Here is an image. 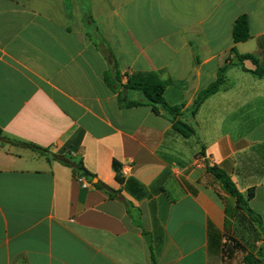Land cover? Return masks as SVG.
I'll use <instances>...</instances> for the list:
<instances>
[{"label": "crops", "instance_id": "0c3cea01", "mask_svg": "<svg viewBox=\"0 0 264 264\" xmlns=\"http://www.w3.org/2000/svg\"><path fill=\"white\" fill-rule=\"evenodd\" d=\"M244 15L250 39L235 43ZM106 49L123 84L133 72L170 79L165 99L185 106L186 122L232 63L196 114L198 140L149 106L121 107L104 79ZM233 49L264 66V0H0V130L82 154L96 176L84 188L71 168L0 142V264H224L225 194L205 159L241 193L254 188L249 207L264 228V78L235 65ZM115 162L132 165L123 184Z\"/></svg>", "mask_w": 264, "mask_h": 264}, {"label": "trees", "instance_id": "16d2710c", "mask_svg": "<svg viewBox=\"0 0 264 264\" xmlns=\"http://www.w3.org/2000/svg\"><path fill=\"white\" fill-rule=\"evenodd\" d=\"M87 23L92 27L94 26L93 19L90 15L87 17ZM232 35L235 43L246 42L250 39V28L249 19L247 16L239 17L232 30ZM105 53L111 62V70L105 72L104 79L109 88L117 93L119 105L123 108L141 107L149 106L152 108L153 112L156 114L162 113L171 124L172 128L180 133L182 136L197 137L195 126V117L202 106V104L212 95L220 91V88L227 81L226 73L232 63L227 64L219 71L218 79L213 83L208 89L202 91L198 98L195 100L194 104L190 108V118L191 121L186 122L184 105L172 106L165 99V91L172 84L170 79H163L162 72H133L126 75V84L122 83V75L119 71L116 59L113 57L109 50H105ZM233 55L236 57L237 63L235 65L241 66V68L252 73L254 76L259 78H264V66L260 65L259 61L250 54L240 55L235 49L232 50ZM245 61H252L256 65L255 71H249L244 66ZM134 93L139 96L138 100H132L128 97V94ZM179 124L184 125L190 132L184 131L179 127ZM0 142L2 143H12L15 145L24 146L37 152L43 156H46L49 161L58 162L64 166H67L73 170L75 178L83 177L88 183L96 178L94 174L89 172L83 162L82 154L80 159L75 161L73 156L69 153L67 155H55L47 149H43L31 143L20 142L16 140L9 139L5 137L3 132L0 130ZM200 155L205 157L204 149L201 150ZM205 165L207 172L213 176V178L219 184L221 191L225 196H219L225 204V214H226V241L223 247V263L227 264L228 259H232L236 250L244 248L236 241L232 236L234 232L235 222L238 220H246L245 213L248 216L247 221L249 224L257 223L261 228L262 222L261 217L256 215L252 209L249 207V202L253 200L255 196L254 188L247 191L246 194L240 192L236 183L232 179L231 173L224 168L222 165H211L210 162L205 159ZM114 170L116 172V180L118 183H124V177L121 174V166L118 163L113 164ZM132 182V181H131ZM130 182V183H131ZM129 183V185H130ZM96 188L105 190L112 198L121 199L118 191L104 185L103 183H97L94 185ZM264 229V228H263ZM152 260L155 263L154 256ZM244 264H263L264 260L252 255L246 254L244 256Z\"/></svg>", "mask_w": 264, "mask_h": 264}, {"label": "rangeland", "instance_id": "374dc122", "mask_svg": "<svg viewBox=\"0 0 264 264\" xmlns=\"http://www.w3.org/2000/svg\"><path fill=\"white\" fill-rule=\"evenodd\" d=\"M199 156L201 158V155ZM244 215L246 220L241 219L235 222L232 235L244 250H236L233 258L227 260V264H244L243 259L247 253L264 260V229L257 223L249 224L247 214Z\"/></svg>", "mask_w": 264, "mask_h": 264}, {"label": "built area", "instance_id": "2783aa9c", "mask_svg": "<svg viewBox=\"0 0 264 264\" xmlns=\"http://www.w3.org/2000/svg\"><path fill=\"white\" fill-rule=\"evenodd\" d=\"M132 165H125L121 167V174L122 176L126 175L130 169H131ZM77 181L84 187V188H88L90 185L89 183L83 178V177H78Z\"/></svg>", "mask_w": 264, "mask_h": 264}, {"label": "water", "instance_id": "95a60500", "mask_svg": "<svg viewBox=\"0 0 264 264\" xmlns=\"http://www.w3.org/2000/svg\"><path fill=\"white\" fill-rule=\"evenodd\" d=\"M179 127H180L182 130H184V131L190 132V131L188 130V128H186V127H185L184 125H182V124H179ZM145 240H146L147 243H150V242H151V236H150L149 234L145 235Z\"/></svg>", "mask_w": 264, "mask_h": 264}]
</instances>
